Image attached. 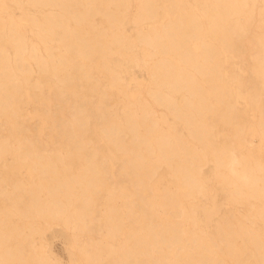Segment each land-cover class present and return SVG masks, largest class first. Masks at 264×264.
I'll list each match as a JSON object with an SVG mask.
<instances>
[{
  "label": "bare ground",
  "instance_id": "bare-ground-1",
  "mask_svg": "<svg viewBox=\"0 0 264 264\" xmlns=\"http://www.w3.org/2000/svg\"><path fill=\"white\" fill-rule=\"evenodd\" d=\"M10 1L19 5L21 16L17 18L5 8L8 31H0V40L14 48L10 54L0 41V227H8L12 216L32 221L42 218L49 226L62 223L74 239L77 264H264V236L255 227L258 219H264V207H255L264 200V152L251 138L253 133L264 136V27L255 28L245 37L254 7L249 10L247 0H207L213 10L208 32L214 40L207 42L199 38L202 23L192 9L182 16L177 0H164L170 16L158 28L151 27L152 35L138 30V39L156 49L145 58L161 77L158 85L165 87L147 90L153 98L150 103L142 95L131 97L127 91L122 95L115 92L122 77L107 58L113 53L112 43L132 47L129 37L114 29L120 16L112 6L127 0ZM24 2L29 7L23 6ZM207 6L205 3L203 11ZM154 13L151 0H140L133 22H143ZM68 14L77 24L100 14L110 24L100 29L104 34L110 29L111 40L94 42L91 32L85 34L68 24ZM257 14L258 20L264 19V7ZM4 18L1 16L2 21ZM20 20L39 27L41 32L32 28L27 33ZM239 39L246 45H237L235 41ZM194 40L200 50L191 47ZM39 42L53 63L58 59L75 70L74 75L65 71L62 82L80 81L81 75L92 79L95 89L101 87L93 109L86 96L55 88V99L67 102V106L71 100L69 117L57 113L52 120L61 143L68 148L65 154L47 149L35 134L17 138L1 132L7 115L14 117L20 109L24 94L19 74L29 83L33 72L29 61L45 67ZM218 45L234 50L245 61L246 79L232 72L233 80H239L246 92L240 109L232 103L230 83L221 82L223 63ZM55 48L61 50L57 57L52 53ZM167 54L178 56L180 62L168 59ZM95 57H99L107 74L104 84L95 72ZM133 91L137 92V86ZM180 91L183 103L175 98ZM213 98L220 104L215 105ZM153 104L166 111L156 114ZM247 106L254 113L252 119L244 114ZM168 112L180 123L165 125ZM89 118L98 122L107 142L127 153L116 168L127 187L109 183L104 159L98 154L100 145L96 146L88 136ZM73 124H78V130L72 128ZM215 125L222 132L221 145L212 134ZM181 127L186 129L185 134ZM226 127H232L230 135L223 133ZM28 128L26 116L14 127L18 131ZM127 132L129 141L125 140ZM236 142H246L247 148L238 149ZM80 148H85V163L75 172L63 159L72 154L78 158ZM233 157L239 162L237 171L248 178L247 182L232 175ZM57 161L62 165L58 166ZM207 161L214 165V180L226 186L237 209L248 201L240 215L231 206L223 208L209 230L199 223L194 208L185 204L198 195L206 198L211 187L200 174ZM25 163H30L28 179L21 172ZM162 166L170 170L174 186L160 183L157 192L153 176ZM5 171L12 172L4 174ZM103 186L107 190L101 195ZM124 187L130 193H123ZM101 197L109 204V213L98 208ZM117 199L128 207L126 219L113 202ZM13 227L15 231L0 230V264H12L14 259L22 264L28 260V264H56L46 244ZM100 232L105 236L95 235ZM20 234L24 237L20 238ZM13 235L17 238L10 245ZM238 240L241 245H237Z\"/></svg>",
  "mask_w": 264,
  "mask_h": 264
},
{
  "label": "rangeland",
  "instance_id": "rangeland-1",
  "mask_svg": "<svg viewBox=\"0 0 264 264\" xmlns=\"http://www.w3.org/2000/svg\"><path fill=\"white\" fill-rule=\"evenodd\" d=\"M154 3L155 13L151 18H146L143 22L134 23L133 16L137 7L140 3V0H127L125 4H117L113 5L112 9L118 12L120 19L116 21L114 25V29L129 37L132 43V47H123L119 44L112 43L110 47L112 49V55H108V60L113 65L115 70L122 77V81H120L115 87V92L122 95L124 92H128L131 97H135L138 95H142L146 100L150 103H153L152 96L147 92L149 89H162L164 90V86L158 85L160 83L161 77L160 75H156L155 67L153 64L145 58L146 55L150 52H155L156 49L151 45H148L144 41H140L138 39V30L148 33L150 35L153 34L151 27L157 26L161 24L167 17L170 16V12L165 8L164 0H151ZM176 4L180 6V13L182 16H186V14L190 13V10L196 13L199 21L202 23L200 28L199 38L208 41H214L210 38V34L208 32V23L213 19L210 3L207 0H177ZM207 4V10L203 11L204 4ZM25 7H29L28 3L24 2L22 4ZM247 5L249 10L254 7V13L251 17H249L246 26L248 27L245 37L250 36L253 33L255 28L264 27V19L258 20V10L264 7V0H247ZM10 10L17 18L21 16V10L19 9V5H15L10 0H0V31L6 32L8 31V19L7 13L5 11ZM1 16L5 17L4 20H1ZM24 30L28 33L30 29L34 28L35 30L40 31L39 27L31 25L26 20L19 21ZM2 23L4 24L2 26ZM68 24L72 27H77L83 33H90L94 35V42H107L111 40L110 29H107L105 34L101 31L100 28L109 27V22L106 18L101 16L100 14L95 15L93 18L85 19L80 24H77L73 18L68 14ZM41 32V31H40ZM1 41V40H0ZM7 48L10 54H13L14 48L11 43L6 41H1ZM216 43V42H215ZM235 43L237 45H246L240 39L236 40ZM40 52L45 57V67L41 68L40 63H36L33 60H30V64L32 65L33 72L30 75L29 83L25 82L24 77L19 74V78L22 81V93L24 94L22 97V102L20 103V109L13 117L11 115H7V123L2 125L1 132L4 134H8L10 137L20 138L23 134H35L38 136L39 141L43 144L47 145V149L59 150L61 153L65 154V151L68 150L66 146H64L61 141L62 137L58 136V128L56 123L52 122L55 117V114L59 113L62 117H69L70 110V101L67 102L55 99L53 97V92L56 87H62L65 92L70 95L75 92L80 93L81 95L86 96L89 99L90 103L88 104L91 109L94 108V103L99 97L101 87L97 89L94 88V81L92 79H84L81 75L82 80H70L66 82H62V77L65 75V71L70 73L71 75L75 74V70L70 67H65L62 65L58 59H56L55 63L48 57L46 50L43 45L39 42ZM219 46L220 49V59L222 60L223 67L221 71L223 74L221 75V82L230 83V93L232 103L238 108L243 107V101L246 98V92L242 87V84L239 80H233L232 72L236 71L241 74L243 79H246V68L245 61L240 58V54H236L234 50L227 49L224 46ZM191 47L194 50H200V44L197 40H194L191 44ZM60 49L55 48L52 50V53L57 57L60 54ZM247 52V51H246ZM246 52L244 53V57L247 58ZM159 55V54H158ZM168 59L172 60L175 63H179V58L173 54L166 55ZM94 68L97 76L100 78L101 84H104L107 79V74L104 73L103 67L100 64L99 57L94 58ZM34 83V84H31ZM29 85V86H28ZM133 86H137V92L133 91ZM251 91V90H250ZM252 92V91H251ZM184 94L182 91L175 93V98L179 103H183ZM193 101H197V97L192 98ZM215 105L220 104L219 100L212 99ZM153 108L156 114L161 115L162 111H166L164 107L153 104ZM244 114L248 116L250 119L254 117V113L251 111L250 107L247 106ZM22 116L27 117L28 129H24L22 131L15 130L16 122L22 118ZM180 123L177 118H175L172 114L168 112L167 119L165 121V125H171L172 123ZM88 126L90 127L88 136L91 140L99 147V156L104 159V166L106 168V176H108L109 183H121L127 187L125 182H121V174L116 172V168L118 164L123 160V158L127 155L126 152L117 149V147L105 140L102 132L99 130L98 122L94 118L88 119ZM78 124H73L72 128L74 130H78ZM248 129V127H247ZM182 133H186V129L181 127ZM232 131V127H226L223 129V133L230 135ZM212 134L214 139L217 140L218 145H221V129L219 126L215 125L212 128ZM251 138L254 140L255 145L258 149L264 150V136L258 134H251ZM125 140H130V133L127 132L125 136ZM11 144V140H8ZM98 144V145H97ZM200 144V143H198ZM235 146L238 149H246V142H242L238 144L236 142ZM261 152H264L262 151ZM85 148H80L79 157L75 158V154L70 157L64 156L63 163L70 164L71 169L75 172L78 171L79 167L82 163H85L84 157ZM207 157H210L209 150L206 149ZM78 159V161H75ZM264 162V161H262ZM56 164L61 166L62 163L57 161ZM16 171V170H15ZM12 171H5L4 174H11ZM21 172L24 174L25 178H29L31 176L30 163H25L22 165ZM201 178L205 182L207 186H210V190L208 191L206 198L201 195L196 196L195 199L191 201H185V204H190L197 214L199 219V223H201L205 229L209 230L211 224L215 218V216L223 210V208L231 206L234 208V211L237 215H240L242 211L245 210L248 205V201L242 203L241 208L237 209L236 204L232 202L229 198V194L226 186L223 183H217L214 180V165L211 161H207L202 169V173L200 174ZM153 180L156 182V190L159 191L160 183L164 185L174 184L170 180V170L166 167H160L153 176ZM121 188L123 193L128 194L130 190L128 188ZM107 190V186H103L101 188V195ZM115 205L119 208V213L122 214V217L126 219L125 213L128 210L127 205H123L122 201L117 199L113 201ZM3 206V203L0 202V207ZM109 204L105 200L104 197H101L98 200V208L103 211L109 213ZM256 208L264 207V200L257 203L255 205ZM13 225L17 226L18 229L22 230L25 233H30L35 241L46 244V251L49 255H51L56 264H77V258L75 253V244L74 239L71 235V231L69 228L64 226L62 223L48 225L45 219H37L35 221L29 220L27 218H19L18 216H12L11 223L8 227L2 226L0 230L7 231L12 229L15 231ZM255 227L259 230L260 234L264 236V219H258L255 223ZM123 229L126 228V225H123ZM97 237H104L105 233H95ZM20 238L24 237L23 234L19 235ZM17 236L13 235L11 240L9 241L10 245H14ZM237 245H241V241H237ZM198 256V254H196ZM31 262L28 260L27 264ZM12 264H22L19 263L17 259L13 260ZM171 264V262H169ZM178 264V263H176Z\"/></svg>",
  "mask_w": 264,
  "mask_h": 264
},
{
  "label": "clouds",
  "instance_id": "clouds-1",
  "mask_svg": "<svg viewBox=\"0 0 264 264\" xmlns=\"http://www.w3.org/2000/svg\"><path fill=\"white\" fill-rule=\"evenodd\" d=\"M238 165H239L238 160H236L235 157H233L230 165V171L232 175L237 176L242 182H247L248 178L237 171Z\"/></svg>",
  "mask_w": 264,
  "mask_h": 264
}]
</instances>
